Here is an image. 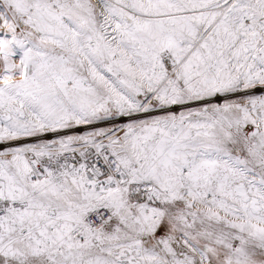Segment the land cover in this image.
<instances>
[{
    "label": "snow or ice",
    "instance_id": "obj_1",
    "mask_svg": "<svg viewBox=\"0 0 264 264\" xmlns=\"http://www.w3.org/2000/svg\"><path fill=\"white\" fill-rule=\"evenodd\" d=\"M0 264H264V0H0Z\"/></svg>",
    "mask_w": 264,
    "mask_h": 264
}]
</instances>
